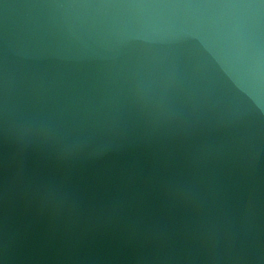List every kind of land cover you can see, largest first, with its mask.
Here are the masks:
<instances>
[{
    "label": "water",
    "instance_id": "water-1",
    "mask_svg": "<svg viewBox=\"0 0 264 264\" xmlns=\"http://www.w3.org/2000/svg\"><path fill=\"white\" fill-rule=\"evenodd\" d=\"M0 264H264V0H0Z\"/></svg>",
    "mask_w": 264,
    "mask_h": 264
}]
</instances>
